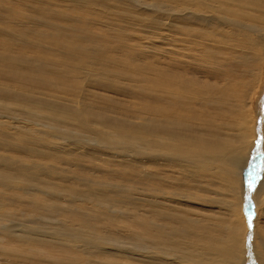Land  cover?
<instances>
[{"label": "bare ground", "instance_id": "6f19581e", "mask_svg": "<svg viewBox=\"0 0 264 264\" xmlns=\"http://www.w3.org/2000/svg\"><path fill=\"white\" fill-rule=\"evenodd\" d=\"M53 4L0 0V24L12 31L0 30V264H264V166L245 188L264 136V84L252 92L264 67V0ZM129 49H157L164 62L134 64ZM174 59L203 65V79L252 80L245 90L260 95V116L219 127L221 116L194 101L207 99L197 76Z\"/></svg>", "mask_w": 264, "mask_h": 264}, {"label": "rangeland", "instance_id": "374dc122", "mask_svg": "<svg viewBox=\"0 0 264 264\" xmlns=\"http://www.w3.org/2000/svg\"><path fill=\"white\" fill-rule=\"evenodd\" d=\"M45 1L47 3H50V4H53V2H54V0H52V1L51 0H45ZM70 5L71 4H67V5L55 4L51 8L54 9L55 13L60 14V16L63 15V13H64L63 16L67 19H74V18L79 19L80 18L79 20L81 21V19L87 18V14L85 12L81 11V9L77 8L74 5H71V6ZM51 12H52V10H51ZM94 17L95 16H93V18ZM109 20L110 19H108V18H102V20L100 21V19L98 17H95V23L98 24V26L102 22V25L108 26L109 29H113L115 31H120L119 30L120 23H117L114 20H110V21ZM53 22H55V21H53ZM79 25L81 26V23ZM0 30L1 31L3 30V32L7 30V31H9V33L12 32L10 29L5 28L3 24H0ZM93 30H95V29L93 28ZM95 31H97V30H95ZM148 32H151V31H148ZM156 35L159 36L160 33H156ZM31 38H33V36H30L28 39H26V41L31 43ZM175 39L178 40L179 38H175ZM130 40L132 41V42H130V44H132L136 47H140L139 43H140V41H142L140 39V37L134 36ZM3 45L8 46V43L4 40ZM16 45L18 46V48L23 47V45L19 44L18 42H16ZM113 46L116 47L117 51H120L123 48V45L120 43H113ZM144 49L150 50L147 47H145ZM141 52H143V53H139L138 50H133V49L127 50V53L136 55V56H133L134 58H136V59L140 58V60H139L140 62L138 61L134 64H138V65H141V64L144 65L145 64V65L149 66V65H151L150 60L153 56H154V59L156 62H159V63L164 62L162 54L157 49H152V54L149 53L150 51H141ZM117 57H120V56H117ZM122 58H124V57H122ZM225 58H227V56H222L221 60L223 63L226 64L227 62L224 61ZM132 64H133L132 62L128 63L129 66ZM172 65L175 68L182 70L185 75L192 73V74H195L197 76L196 77V84L199 86V88L202 90V92L207 96V99L204 101H199V100H194V101L196 102V104L199 107L205 106L213 114H215L217 116L218 115L221 116L220 122H219V127H220V123H221L228 130H231L234 127V125L239 124L240 121L244 118H246V120L241 122L240 124L247 123L248 121H251V122L256 121L255 116H257V117L260 116L259 113L254 114V109H252V107L255 108V104L257 103L258 97L260 95L253 94V93H251V91L248 92L245 90V89H248V83L250 81H252V80L248 79L247 77L244 78L240 73H237V74L231 75L230 77L220 76L219 79H216L214 77L212 79H209L206 75V79H203V77H202L203 73L200 72L203 65H200V64L195 63V62H188L185 64V63H182L176 59H174V61L172 62ZM263 80H264V67H261V76L259 78H257V82H256L257 84L254 83L255 85L253 86L252 92L257 91L256 87H257L258 83H260L261 84V93H262V86L264 84ZM200 84H202V85L200 86ZM218 91H219V94H226L225 95V102L223 105L219 104L217 106H214L211 103V99ZM235 92H237V93L234 94ZM230 96H232L233 98H235L239 101L241 108H239L238 105L235 102H233V100L231 99ZM260 107L262 108V111L264 112V104L261 105ZM249 112H251V114H253V115L249 116ZM258 133H260V131H258ZM258 135L259 134L255 135L254 139L257 138V140H258ZM259 144L261 145V147L263 148V151H264V144L254 142V147L252 144V148H251V149H253L251 152L252 171L249 173L248 178L246 180V185H245L246 189H248L249 183H252V186L257 185V183L259 182V171H260L261 167L264 166V162L262 160V152L258 146ZM66 159H67L66 156H63V157L59 156V158L55 161L57 166H60L61 170L64 171L65 173L68 172L67 168L65 166H61V163L66 162ZM69 172H74L79 176L85 175V171L82 170L81 168H73ZM256 178H257V180L255 181ZM242 209L244 212V213L242 212V214H244L243 216L246 217L245 213H246V209H247V211H250L252 213V221H253V219H255L256 211L253 208L252 203L249 204L247 202L246 208H245V205H243ZM246 221H247V218H246ZM117 222H120V220H117ZM262 223L263 224H260L261 228L264 227V218L262 219ZM204 225L208 226L206 223H204ZM246 240H247L246 244H248L249 239H248L247 235H246Z\"/></svg>", "mask_w": 264, "mask_h": 264}, {"label": "snow or ice", "instance_id": "6c2138e0", "mask_svg": "<svg viewBox=\"0 0 264 264\" xmlns=\"http://www.w3.org/2000/svg\"><path fill=\"white\" fill-rule=\"evenodd\" d=\"M262 101H264V98H262ZM261 124H264V121H261ZM259 142H264V136H261V139H260V141H258V143ZM248 189H249V191L252 190L251 183H249ZM248 203L250 204L251 201L249 200ZM245 214H246V218H247V221H248V227L251 230V228H252V213L250 211H247V209H246V213Z\"/></svg>", "mask_w": 264, "mask_h": 264}, {"label": "water", "instance_id": "95a60500", "mask_svg": "<svg viewBox=\"0 0 264 264\" xmlns=\"http://www.w3.org/2000/svg\"><path fill=\"white\" fill-rule=\"evenodd\" d=\"M256 180H257V178L255 179V181H256ZM255 181H254V182H255ZM254 182H253V183H254ZM251 186H252V183H251ZM248 200H249V196H248L247 198H246V196H245V201H244L245 208H246V203L248 202ZM248 236L251 237L250 234H248L247 237H248ZM249 237H248V239H250Z\"/></svg>", "mask_w": 264, "mask_h": 264}]
</instances>
